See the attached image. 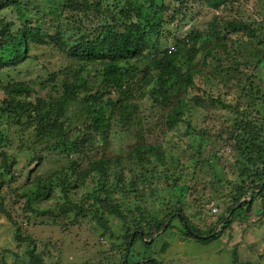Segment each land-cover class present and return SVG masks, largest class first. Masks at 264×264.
<instances>
[{"label": "trees", "instance_id": "obj_1", "mask_svg": "<svg viewBox=\"0 0 264 264\" xmlns=\"http://www.w3.org/2000/svg\"><path fill=\"white\" fill-rule=\"evenodd\" d=\"M243 1L58 0L50 3L44 0H0V214L7 218L17 248L12 252L14 260L10 263L7 260L12 255L9 243L4 244L0 248V264H52L46 263L42 254H35L37 240L27 236L24 226L12 216L7 207L9 198L13 208L16 197L25 199L21 207L24 214L41 217L47 211L53 212L52 215L60 212L63 216L72 217L73 226H80L76 228L81 230L88 229L85 218L90 215L91 225L100 229L101 237H105L106 241L111 238L108 250L112 252V258L104 260L100 255L99 258L91 256L85 264H163L154 256V246L163 235H168L174 220L179 221L181 226L177 234L171 232L173 238H191L207 243L219 238L233 221L247 224L251 214L264 217V18L248 21L223 17L216 12L204 30L193 24L182 34L172 32L187 25L193 19L192 9L200 4L214 11L228 6L232 9ZM255 1L260 3L262 0ZM7 13L12 14V18H8ZM261 32L263 35H260ZM162 40H171V45L163 48ZM248 45L249 51L246 50ZM45 46L54 51L49 63L60 59L56 72L44 66L41 59L40 52ZM224 53L229 56L231 66L224 65ZM139 61L142 66L138 65ZM121 63L125 66H121ZM34 64H38L43 73L34 71ZM96 64L100 67L96 68ZM225 70L242 87V93L235 102L227 103L221 97H187L188 90L195 87V79L200 75L205 81L210 78L214 81L215 75L221 77ZM92 71L99 75L98 86L94 89L87 85ZM22 72L30 76L36 74V83L42 93L35 91L33 79L26 81L20 76ZM2 73L9 78L4 80ZM240 74L246 76L240 79ZM116 92L121 97L115 100ZM145 96L163 109L162 119L166 130L161 140L153 143L146 142L141 134V142L131 145L126 154L115 158L114 161L119 162L121 157H127L140 165V174L133 176L138 179L132 180L128 189L119 188L123 191L126 189L121 201L111 197L117 188L101 182L98 192L87 191L81 195L83 201L79 202L78 197L77 201L75 197L70 198L69 189L78 187L91 172L99 170L101 177H105L110 160L104 153L93 158L82 170H76L72 161L70 167L64 166L45 178L36 176L33 179L27 174V181L17 186L19 160L9 150L14 137L4 132L1 124L12 121L19 124L18 130L21 132L27 130L31 133L28 140L18 144V149L23 148L31 153L30 145L39 142L45 144L43 150L57 151L67 156L78 153L83 148L77 145L79 141L83 137L91 138L92 134H101L106 147L113 115L119 116L123 126L130 123L140 126L139 116L136 118L135 115L136 104L132 105L130 101ZM80 100L86 104L85 113L89 121L84 125L86 131H82V138L77 140V137L71 138L69 133L68 123L71 119L68 112H73ZM216 105L223 111L221 128L217 125L219 117L212 111ZM201 107L210 109L211 114H204L203 126H196L192 122L195 120L192 119V112ZM209 121L213 123L212 128L206 125ZM179 123L185 125V129L173 133L179 141L190 135L203 139V149H200L202 146L195 149L189 142L183 148L190 151L187 160L195 158L192 184L185 188L187 191L192 189V193L197 189L203 193L209 191L206 200L205 196L192 198L190 211L193 213L185 204L186 197L184 200V196L181 199L169 192L168 213L158 217L152 214L147 202L159 192L158 179L161 176L158 171L150 172L145 164L152 167L166 165L163 143L171 128ZM225 147H230L229 158L220 157L216 161L229 162L228 167L235 171V175L231 172L233 176L227 177L224 173L223 178L215 180L210 155L212 151ZM42 158L41 154L37 156L39 161ZM206 168L209 177L208 174L202 175ZM167 170L170 171L168 176L171 175V166L166 167ZM171 178L170 188L173 190L179 184L177 177ZM29 183L34 184V189L27 187ZM209 183H212V187L216 183L227 185V191L221 189L220 193L228 203L219 215L211 213L213 219L216 217L213 225L203 223L198 226L193 219L206 215L203 204L208 203L214 195L207 188ZM58 188L62 195L54 196L52 208H42V202L53 197ZM248 197L249 200L236 207L243 198ZM90 199L93 206L88 207L86 203ZM258 201L260 204H257ZM228 214L227 220L221 223ZM78 217L82 219L80 223L76 222ZM111 217L121 223L118 232L114 230ZM168 220V226L164 227ZM27 221L31 219L27 217ZM34 223L51 225L37 219ZM219 223L222 230L210 236ZM195 234L209 237L201 238ZM154 236L156 240L152 243L145 241ZM171 236L161 242L159 252L162 255L171 245ZM137 242L142 245L143 253L141 259L134 260L131 254H138L134 247ZM30 244L32 247L29 249ZM105 249L97 250V253L106 252ZM19 251L26 252L25 259L20 257Z\"/></svg>", "mask_w": 264, "mask_h": 264}, {"label": "rangeland", "instance_id": "obj_2", "mask_svg": "<svg viewBox=\"0 0 264 264\" xmlns=\"http://www.w3.org/2000/svg\"><path fill=\"white\" fill-rule=\"evenodd\" d=\"M44 1L52 3L57 2L58 0ZM240 6H234L232 7V9H230V6H228L227 8L220 9L221 11H212L209 7L202 6V4H200L193 8L191 11L193 19L190 20L189 23H187V25L183 26L182 28L173 29L172 32H174L176 35L182 34L185 31L189 30L193 24L198 28H201V30H204L206 29L213 13H221L223 17L229 16L230 18L234 19L244 18L248 21L261 20L264 18V0H262L260 3H257L255 0H244L243 3L240 2ZM7 17L12 18V14L7 13ZM164 32L168 31L164 30ZM260 35H263V33L261 32ZM161 45L163 48L169 46L171 45V40H168V42L162 40ZM249 46L250 45L247 46L246 50H248ZM40 54L42 61L45 63L44 66L47 65L52 71H55L59 68V64L61 63L59 58H56L53 62L51 61V63H49L50 60H52L51 55L54 54V51L51 48H49L48 46L43 47ZM223 58L224 65L226 67L232 65V62L227 54L224 53ZM207 60L210 61L211 58L208 57ZM138 65L142 66L143 64L139 61ZM89 66L91 67L92 64ZM95 66L96 68L100 67L99 64H96ZM121 66H125L124 63H121ZM33 67L34 71H38L39 74L43 73L38 64H34ZM207 68L208 70H210V66H208ZM13 74L14 72L11 73V75ZM1 75L4 80H7L9 78L8 75H5L3 73ZM229 75L230 72L225 70L223 72V76L220 77L219 75H215L214 81L211 78L209 79V81H205L201 79L202 77L200 75L195 79V87H192L190 90H188V93L186 95L189 98H193L195 95H200L204 99H211L210 97H221V99L227 103L235 102L237 100V97H239V95H241L242 93V87L237 84V80L231 78V75ZM20 76L24 77L26 81H31L33 79L32 84L35 88V91L37 93H42L36 83V81H38L36 78V74L30 76L29 73L25 74V72H22ZM245 76H242L240 74L239 78L241 79ZM98 83L99 75L92 71L89 75L87 85H90V88L94 89L96 86H98ZM214 83L215 86H213ZM152 88L153 87H151L150 89ZM35 95L37 94H33V96ZM119 97H121V95L116 92L114 95L115 100ZM130 102L132 105L136 104L135 115L136 118L139 116L138 118L141 121V125L139 126L130 123L123 126L119 121V116L113 115L111 117L109 125V136L107 138L108 144L105 147V141L102 138L101 134H92V136H90L91 138H82V131H86L84 125L88 123L89 119L85 113L86 104L85 102L80 100L77 103L76 108L72 109L74 111L68 112L71 119L68 123V127L70 129L69 133L71 135V138L74 139L77 137V140H80V138H82L77 145H82L83 148H81L78 153L67 156L64 154H60L57 151H45L43 150V146L45 144H40L39 142H34L30 145V148L32 149L31 153H29V150H27V152L24 151L23 148L18 149V144H21L28 140L31 136V133L27 130H22L21 132L20 129L18 130L19 124L12 121H10L9 123L1 124V127L4 128V132L8 133L11 137H14V141L11 143L9 150L12 151V154H15L16 159L19 160L17 166L18 170H16V174H18L16 182L17 186L27 181V174H30V178L33 179L36 176L45 178L46 176L52 174L53 172L61 169L64 166L66 168L70 167L72 161L75 162L76 170H82L88 166L89 162L92 161L93 158H98L104 153L105 157L110 160L105 169V177H101L99 170L91 172L85 178V180H83L84 182L79 184V188L75 187L69 189L70 198L73 199L75 197L74 200L77 201L79 199V202H81L83 201L81 195L85 194V192L87 191L98 192L99 185L104 183L112 185V188L114 189L117 188V190L113 191L114 193H112L111 197L115 201H121L123 194L126 192V189L130 187L129 184L132 182V180L138 179L133 178V176H138L140 174V172L138 171L140 169V165L134 162V160L128 159L127 157H121L119 162L114 161L115 158L126 154L131 145L137 142H141V134H143L142 136H144L146 142L153 143L155 141L159 142V140H161V135L166 130V126H164L162 119L163 109L158 105L153 104L147 96L141 99H132ZM212 111L215 112L219 117L217 125L220 128L223 127V124L220 123V121L222 122V120L224 119H222L223 111L221 110L219 105H216L215 110ZM192 113L194 114L192 119H195L192 122L195 123L196 126H203V115L207 114L209 116V114H211V110L201 107L200 109H195V111H193ZM206 125L209 128H212L213 123L209 121L206 123ZM226 126L227 124L225 123V128ZM183 129H185V125L179 123L176 126H173L168 132V138H166L163 143L165 148V166L157 164L156 166L152 167V165L145 164L150 172L158 171V174L161 176L158 179V184H160L159 192L156 193L155 196L149 198L147 202V206L154 216L162 217L166 213H168L167 200L169 197V192L175 194L181 199H183L184 196V200L187 199L185 204L189 211L191 209V200L194 196H205V200L207 198L209 190H207V193H203L202 190L197 189V191H194V193H192V189L187 191L185 188L187 185L191 186L192 184L191 180L193 178L195 158L187 160L188 152L190 151H184L183 148H186V143L189 142L195 149H198L201 146L202 147L200 149H203V139L200 137L193 138V135H190L185 136L183 138V141H179V139H177L173 133H176L178 130ZM79 130H81V133ZM32 139H34V137ZM84 139L87 142L84 141ZM217 143L219 144L218 139ZM229 148L230 147H225L223 149L220 148L218 150H215L214 152L212 151L213 153L211 152L210 165L213 168L212 173L215 176V180L217 178H223L224 173L228 175L227 177H232L233 175H235V171H233V169L230 170L228 167L229 162L221 160L218 161L219 163H217L216 161L218 160L217 158L220 159V157L229 158ZM85 151L87 153L86 156L84 155ZM40 154L43 156L41 161L37 160V156H39ZM169 166H171L172 174L168 176L170 171L165 170L166 167ZM228 169L230 171H228ZM206 170L207 171L202 175L206 176L205 174H208L209 177L210 173L208 168H206ZM231 172L233 175L231 174ZM158 174L157 176H159ZM172 176L178 178L177 184H179V186H177L176 189L173 190L170 188V183H172ZM123 179H125L126 181L123 182ZM81 184L84 187L80 188L82 186ZM197 186L199 187V185ZM27 187L30 189H34V184L29 183ZM120 187L126 188L124 189L125 192L119 189ZM146 188L148 189V187ZM207 188L211 189V193H213L214 195L213 198H210L208 203L205 202L203 204L204 213L206 214L204 217L202 216L204 222L202 220V217L193 219L194 221H196V224L198 226H202L203 223L213 225V221L216 218L215 216L222 213L224 206H226L228 203L226 198L222 197L220 193L221 189H223V192L227 191V185L224 186V184L219 185L218 183H216L214 187H212V183H209L207 185ZM46 194L47 192L45 191L44 195ZM57 195H62L60 188L56 189V191L53 193V197L47 199L45 202L41 201L42 208L44 207L47 209H51L55 200L54 196ZM249 199L250 197L247 198V200ZM16 201L17 202L13 208L12 201L9 198V201H7V207L14 219L18 221L19 224L24 226V233L31 238H36L37 246L35 247V254H42V257L44 258L46 263L85 264L91 256H97V258H99V255L100 257L102 256L101 258H103L104 260L112 258V252L108 250L109 242L112 241L111 238L107 239L106 241L105 237H101L102 235L100 229L98 230L96 226L91 225L93 223L90 219V215L85 218L88 229L81 230L82 228H76L80 226H73L72 217L63 216L60 212L52 215L53 212L47 211L48 213L41 217H36L35 215L30 213L24 214V211L21 210V207L25 199L16 197ZM86 204L88 205V207L93 206L91 199L89 203ZM257 204H260V201H258ZM214 209L216 211H213ZM190 213H193V211H190ZM211 213L216 214L214 216V219ZM27 217L31 219L30 222L27 221ZM35 219L43 220V222H48L51 225L34 223ZM81 221L82 219L80 217L76 218V222L80 223ZM7 222V218L0 214V248L4 246V244L9 243L8 246L11 250L10 253H12L17 251V248L15 247V243L12 240V232L9 230ZM169 222L170 220L166 221L164 225H166L167 227ZM111 223L113 224L114 230L118 232L121 223H119L113 217H111ZM173 224L174 226L168 231V235H163L161 237V240H157L158 242H156V246H154L156 251L154 256L158 258V260H161L163 264H264L263 216L259 217V215L253 216L251 214V219L249 218V222L247 224L241 223L238 220L233 221L232 225L229 228L225 229L219 238L211 239L207 243L198 242L191 238L185 240L177 239L176 236L173 238L174 234L171 236V232L177 234L181 226L180 222L177 220H174ZM183 224H186V222L183 221ZM221 225L222 224L220 223L216 225L217 231L222 230ZM170 236L172 238L171 241H169L171 245L166 251L165 255H162L159 252L161 242L162 240L164 241L169 239ZM155 238L156 237L154 236L153 238L146 239L145 241L147 243H152ZM28 241L30 240L28 239ZM31 247L32 244H30L27 248L30 249ZM134 247L136 250L135 252H138V254H134L132 252L131 258H134V260H139L142 258V245L137 242ZM103 249H105L106 252H102L101 254L97 253V250ZM20 251V257L25 259L26 252L22 253ZM234 258L236 259L235 262L233 260ZM7 260L12 263V261L14 260L13 253L12 255L10 254Z\"/></svg>", "mask_w": 264, "mask_h": 264}, {"label": "water", "instance_id": "obj_3", "mask_svg": "<svg viewBox=\"0 0 264 264\" xmlns=\"http://www.w3.org/2000/svg\"><path fill=\"white\" fill-rule=\"evenodd\" d=\"M247 199L246 198H243L240 202H239V204L236 206V207H239L240 205H241V203L242 202H244V201H246ZM234 210V209H233ZM233 210L230 212V214L233 212ZM230 214H228V215H226L225 217H224V219L221 221V223L222 222H224V221H226L227 220V218L229 217V215ZM185 226H186V228L190 231V229L188 228V226L185 224ZM164 227H166V225H164ZM191 232V231H190ZM217 232V229L215 230V232L214 233H212L210 236H213L215 233ZM192 233V232H191ZM142 234V233H141ZM196 236H199V237H201V238H206V237H209V236H200V235H197V234H195ZM149 242V241H148Z\"/></svg>", "mask_w": 264, "mask_h": 264}, {"label": "built area", "instance_id": "obj_4", "mask_svg": "<svg viewBox=\"0 0 264 264\" xmlns=\"http://www.w3.org/2000/svg\"><path fill=\"white\" fill-rule=\"evenodd\" d=\"M213 211H216L215 209Z\"/></svg>", "mask_w": 264, "mask_h": 264}]
</instances>
